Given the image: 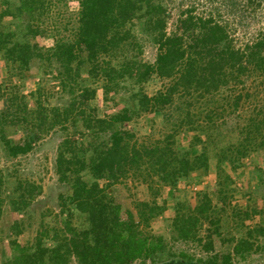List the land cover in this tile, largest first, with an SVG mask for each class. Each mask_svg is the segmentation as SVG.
Returning <instances> with one entry per match:
<instances>
[{
    "label": "trees",
    "instance_id": "1",
    "mask_svg": "<svg viewBox=\"0 0 264 264\" xmlns=\"http://www.w3.org/2000/svg\"><path fill=\"white\" fill-rule=\"evenodd\" d=\"M78 1L74 28L67 34L58 31L54 43L45 46L37 39L49 35L46 21L52 13L51 0H0V58L18 76H25L38 60L51 69L57 87L68 97L67 104L52 106L44 102L39 89L31 92L32 104L27 95L15 91L0 109V141L10 158L28 154L57 127L65 131L56 172L69 186V193L60 195L62 225L41 230L29 246L12 240L13 255L5 264L155 260L167 247L166 238L152 229L153 222L167 210L166 201L160 203L158 198L166 187L176 186L196 171L208 170L211 158L207 148L198 154L179 150L172 133L161 139H139L125 125L144 112H162L180 103L185 106L178 107L180 125L192 123L191 130L197 131L193 118L197 113L192 108L197 96L208 98L248 71L264 73V38L240 50L226 29L211 18L189 14L180 19L177 31L168 33L165 10L156 0ZM140 21L158 48L153 63L131 51V47L141 51L135 34ZM152 75L169 84L149 95L140 85ZM129 81L139 86L132 94L136 106L124 104L110 115H99L91 105L99 89L109 99ZM251 120L245 140L253 139L256 129L264 144V117L260 123L254 117ZM129 181L145 184L151 199L138 200L125 193ZM6 190L7 177L0 169V217L7 203L13 211L24 212L43 188L17 179L8 195ZM212 210L208 194L194 208L179 203L171 239L198 241L213 250L214 236L201 237L205 221L218 223ZM14 227L21 232L18 223ZM244 245L250 248L246 238L239 240L235 251L239 253ZM218 257L221 264L232 263L231 253L209 263L218 264Z\"/></svg>",
    "mask_w": 264,
    "mask_h": 264
},
{
    "label": "rangeland",
    "instance_id": "2",
    "mask_svg": "<svg viewBox=\"0 0 264 264\" xmlns=\"http://www.w3.org/2000/svg\"><path fill=\"white\" fill-rule=\"evenodd\" d=\"M156 2L165 10L168 33L177 31L180 19L192 14L198 19L211 18L222 25L236 49L246 50L264 38V0ZM51 3L52 13L46 21L49 35L37 39L45 46L54 43L58 31L69 33L76 25L79 12L78 0H51ZM135 34L141 51L137 47H131V51L139 54L142 60L153 63L158 48L145 30L144 22L136 24ZM168 84L169 80L152 75L140 86L153 95ZM138 88L130 81L124 82L119 94L112 93L109 99H105L103 90L99 89L91 105L101 116L116 112L120 105L136 106L132 94ZM39 89L46 104L63 106L68 102L67 95L57 87L49 67L36 60L31 71L26 72L25 76H18L0 58V109L6 97L15 91L27 95L33 104L31 92ZM193 103L192 108L197 113L193 117L198 123L197 131L191 130L192 123L180 125L181 110L178 107L185 109L184 104L180 103L174 107L168 106L162 112H144L125 125L139 139H161L172 133L179 150L198 154L207 148L211 158L208 170L196 171L176 186L164 189L158 200L160 203L166 201L167 210L153 222L152 229L166 238V250L155 260L139 259L133 264H210L216 256L228 253L233 256L231 264H264V144L256 129L252 134L254 138L249 142L245 140L251 118H256L260 123L264 117V73L248 71L241 80H235L208 98L197 96ZM64 137L65 131L57 127L40 140L31 152L18 158L8 157L0 141V169L7 177L6 195L17 179L35 182L43 188L24 212L13 211L8 203L5 205L0 217V264H5L12 257V240L17 239L22 245L29 246L35 242L41 230L62 225L60 195L68 194L69 186L59 180L56 158ZM124 192L134 199H151L148 187L142 183L129 181L124 186ZM205 194L212 199L211 216L218 223L205 221L201 237L209 233L214 236L213 250H207L198 241L171 239L176 206L184 203L194 208ZM16 223L21 228L20 233L14 227ZM242 238L249 241L250 248L244 245L237 253L235 246ZM218 258L216 262L221 264L222 259Z\"/></svg>",
    "mask_w": 264,
    "mask_h": 264
}]
</instances>
